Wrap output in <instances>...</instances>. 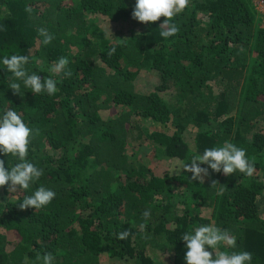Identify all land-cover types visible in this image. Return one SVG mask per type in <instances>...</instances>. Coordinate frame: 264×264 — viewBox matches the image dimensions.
I'll return each instance as SVG.
<instances>
[{
	"label": "trees",
	"instance_id": "trees-1",
	"mask_svg": "<svg viewBox=\"0 0 264 264\" xmlns=\"http://www.w3.org/2000/svg\"><path fill=\"white\" fill-rule=\"evenodd\" d=\"M134 5L0 0V55H28L42 81H58L55 95L20 96L0 70V110H16L36 133L27 158L43 175L33 190L56 193L42 209H21L30 192L0 188V264H36L45 252L54 264H162L157 254L185 264L180 237L209 224L232 232L236 250L264 264V13L253 0H189L168 39L160 36L164 17L140 33L100 27L105 18L123 28ZM42 27L54 36L47 46ZM60 57L71 76L47 71ZM143 72L158 85L138 90ZM226 140L246 150L251 177L209 170L201 182L178 171ZM124 230L129 236L117 239Z\"/></svg>",
	"mask_w": 264,
	"mask_h": 264
},
{
	"label": "clouds",
	"instance_id": "clouds-1",
	"mask_svg": "<svg viewBox=\"0 0 264 264\" xmlns=\"http://www.w3.org/2000/svg\"><path fill=\"white\" fill-rule=\"evenodd\" d=\"M188 4L189 0H135L132 18L140 23L150 24L164 17L159 26L162 29L160 36L168 39L174 37L179 31L176 24L172 23L173 18L183 12ZM0 30H3V25H0ZM38 36L44 46L49 45L54 39L52 33L43 27L38 29ZM115 51L116 49L112 48L108 54L111 55ZM29 63L28 55H0V70H6L11 78L8 88L20 96L26 92L34 95H55L58 90V81L49 75L42 81L40 72L31 70L28 67ZM68 65L69 60L66 57H60L47 71L68 77L71 76ZM22 89L25 91L22 92ZM35 134V130L24 122L19 112L12 108L0 110V155L10 156L16 161L11 165L8 161L5 167V161L0 159V188L8 185L11 193H17V188L19 192H30L19 203L21 209H42L56 196L53 190L44 186L33 190V186L43 175V170L27 158L30 141ZM203 165L206 167H202ZM181 170L191 173L192 180L202 182L203 178L209 175V170L225 176L241 173L251 177L255 172V165L248 158L244 148L226 140L221 146L205 148L202 153L193 155L190 162L180 165L178 171ZM150 216V211L143 212L145 223ZM128 236L127 230L117 233L119 240H124ZM180 240L185 243V264H253V256L250 252L236 250L237 238L227 229L210 224L200 225L191 231L184 232ZM222 248L224 250H221ZM54 261L55 256L51 252L36 256V264H54Z\"/></svg>",
	"mask_w": 264,
	"mask_h": 264
},
{
	"label": "rangeland",
	"instance_id": "rangeland-1",
	"mask_svg": "<svg viewBox=\"0 0 264 264\" xmlns=\"http://www.w3.org/2000/svg\"><path fill=\"white\" fill-rule=\"evenodd\" d=\"M262 13H264V9L262 10ZM102 20V23H99L100 27L105 30L107 33H111L113 35H119L120 32L123 31V29H126V26H127V29H135L136 30V33H140L141 30H142V27H144L143 23H140L134 19H132L129 24L125 25L123 28L122 26L117 28L112 25H109L108 21L105 19V18H100ZM126 29V30H127ZM119 30V32H118ZM159 83V81L154 78L153 76H151V74L147 73V72H143L139 75V77L137 78V81H136V86H137V89L140 90V91H147V90H150L151 88H153L154 86H157ZM172 94V93H169V95ZM168 95V96H169ZM166 96V98L168 97ZM112 114V112H106V113H103L102 116L103 118H107L108 116H110ZM148 129L152 130V127L151 125H147L146 126ZM189 142L192 144V137L189 139ZM259 208H260V212H262V214L264 215V196L260 197L259 198ZM211 213L212 211L208 210V209H204L203 210V216L205 218H210L211 216ZM159 253V252H158ZM158 257H159V261L162 263V264H172V260L169 258L170 256L168 255H165L164 258L163 256H161V254H157ZM114 264V263H112Z\"/></svg>",
	"mask_w": 264,
	"mask_h": 264
},
{
	"label": "built area",
	"instance_id": "built-area-1",
	"mask_svg": "<svg viewBox=\"0 0 264 264\" xmlns=\"http://www.w3.org/2000/svg\"><path fill=\"white\" fill-rule=\"evenodd\" d=\"M254 1V5L255 8L262 12V10L264 9V0H253Z\"/></svg>",
	"mask_w": 264,
	"mask_h": 264
}]
</instances>
